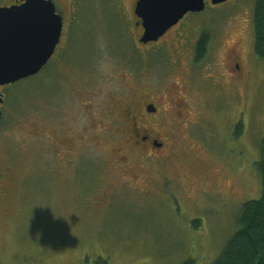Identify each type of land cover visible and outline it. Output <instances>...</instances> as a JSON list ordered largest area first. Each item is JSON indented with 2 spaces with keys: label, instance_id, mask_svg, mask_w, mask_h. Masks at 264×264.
I'll list each match as a JSON object with an SVG mask.
<instances>
[{
  "label": "rangeland",
  "instance_id": "obj_1",
  "mask_svg": "<svg viewBox=\"0 0 264 264\" xmlns=\"http://www.w3.org/2000/svg\"><path fill=\"white\" fill-rule=\"evenodd\" d=\"M132 1L83 0L61 61L0 86V264H211L259 197L253 1L207 0L181 25L187 39L179 24L148 45ZM202 31L210 44L195 62ZM133 122L164 145L135 146Z\"/></svg>",
  "mask_w": 264,
  "mask_h": 264
},
{
  "label": "water",
  "instance_id": "obj_2",
  "mask_svg": "<svg viewBox=\"0 0 264 264\" xmlns=\"http://www.w3.org/2000/svg\"><path fill=\"white\" fill-rule=\"evenodd\" d=\"M227 0H208L219 5ZM205 0H138L134 14L141 20L139 43L155 42L188 12H201ZM61 18L51 0H22L0 5V86L32 77L46 65L58 41ZM0 93V105L2 104ZM152 112L153 107L148 106ZM0 110V119H1Z\"/></svg>",
  "mask_w": 264,
  "mask_h": 264
},
{
  "label": "trees",
  "instance_id": "obj_3",
  "mask_svg": "<svg viewBox=\"0 0 264 264\" xmlns=\"http://www.w3.org/2000/svg\"><path fill=\"white\" fill-rule=\"evenodd\" d=\"M252 1L253 50L259 59H264V0ZM208 44L209 33L202 31L195 46V62L206 56ZM258 151L259 158L255 166L260 182V195L241 204L235 223L232 224L233 229H236L222 248L219 247L221 249L211 264H264V135L258 142ZM196 222L198 221L195 220L194 223ZM180 264H194V261L185 259Z\"/></svg>",
  "mask_w": 264,
  "mask_h": 264
},
{
  "label": "flooded vegetation",
  "instance_id": "obj_4",
  "mask_svg": "<svg viewBox=\"0 0 264 264\" xmlns=\"http://www.w3.org/2000/svg\"><path fill=\"white\" fill-rule=\"evenodd\" d=\"M52 2H53V4H54V9H55V14H57L60 18H61V29H60V35H59V38H58V41H57V43H56V45H55V48H54V50H53V53H52V55L50 56V58H49V60H48V62L46 63V65L47 64H49V63H51V62H53V61H55V60H59V61H61V59H62V57H64V54H66V52H67V46H68V44L70 43V44H72V43H74L75 41H76V37H75V27H73V29H72V31H73V33H72V37H70V38H68V32H69V30H68V26L70 25V24H74V21L76 20V14H77V12L78 11H80V9H82L83 7H84V5H86L87 4V2H83V0L81 1V0H68L69 1V6H70V8H71V11H70V13H72L71 14V17L70 18H68L67 16H65L64 14H63V8L60 6V4L57 2V0H51ZM85 1H88V0H85ZM138 0H133L132 1V13H133V16H134V20H133V24H132V29L134 30V31H139V35H138V38H137V40H138V42H139V39L141 38V36H142V34H143V28H142V26H141V20L137 17V16H135V14H134V8H135V4H136V2H137ZM207 0H205V2H206ZM22 2V0H7L6 2H4V4L3 5H1V6H6V7H9V6H11V5H16V4H20ZM207 4V3H206ZM88 5V4H87ZM206 7V6H205ZM204 11V10H203ZM203 11H201V12H203ZM201 12H188V13H186L183 17H182V19L181 20H179V22L176 24V25H174V26H172L169 30H167V32L165 33V34H163L160 38H158V40L157 41H155V42H158L159 40H161L164 36H166V35H168L170 32H172L173 30H175L177 27H178V25L180 24V31H181V35H180V37L182 38V39H187V35L185 34V32L187 31H185L182 27H181V25L182 24H184V20L186 19H189L191 22H192V19L193 18H195L196 16L198 17L199 16V14L201 13ZM69 20H70V22H69ZM185 25V24H184ZM191 28V27H190ZM71 31V30H70ZM138 33V32H137ZM201 34V33H200ZM200 34L198 35V37L196 38V39H194V41L191 43L192 45H193V57H194V55H195V46H196V43H197V41L199 40V37H200ZM190 40V39H189ZM179 42H181V41H179ZM182 42L183 43H185L183 40H182ZM150 43H153V42H148L147 44H145V45H148V44H150ZM140 44H142V43H140ZM209 44H210V42H209ZM208 44V45H209ZM209 47V46H208ZM45 65V66H46ZM44 66V67H45ZM43 67V68H44ZM237 68H238V66H236ZM2 99H3V95H2ZM152 106L153 107V111L152 112H149L148 111V106ZM146 108V111L149 113V114H155L156 112H157V109L155 108V106H154V104H152V103H148L146 106H145ZM130 112V111H129ZM128 113V112H127ZM1 114H2V112H1ZM126 119L128 120V122H130L129 121V119H131V120H133L134 119V117H132L131 118V116L128 118V117H126ZM132 128H130L129 130H131V132H132V137H129V139H133V144L136 146L137 144H139V145H141V148L143 149L144 148V150L147 148L149 151H150V149L151 148H154L153 146H155V147H157V148H161L163 145H164V140L162 141V142H158V141H156L155 139H153V138H151V140H150V137L148 136V134H142L141 136H138V133H137V130H138V128H137V126H136V123L135 122H133L132 123Z\"/></svg>",
  "mask_w": 264,
  "mask_h": 264
}]
</instances>
